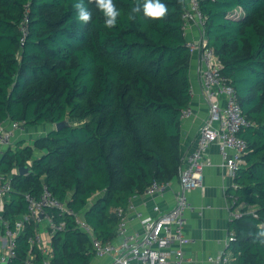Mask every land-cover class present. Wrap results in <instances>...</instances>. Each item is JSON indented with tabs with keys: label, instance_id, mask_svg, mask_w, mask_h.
Segmentation results:
<instances>
[{
	"label": "trees",
	"instance_id": "obj_1",
	"mask_svg": "<svg viewBox=\"0 0 264 264\" xmlns=\"http://www.w3.org/2000/svg\"><path fill=\"white\" fill-rule=\"evenodd\" d=\"M75 2L0 0V123L68 121L31 143H12L0 157L13 187L2 212L9 226L26 212L23 193L38 195L43 184L71 210L47 209L64 222L49 240L52 264H89L94 257L75 213L98 240L113 241L121 220L115 209L152 182L177 178L188 151L181 116L191 99L193 54L183 30L185 0H162V20H132L135 0H114L121 13L114 28L104 26L89 0L92 21L79 24ZM199 7L206 44L247 121L239 132L247 143L244 163L229 189L244 206L231 217L223 252L232 256L228 264H264V245L247 235L264 226V0H200ZM24 165L30 170L20 174ZM34 231L27 223L16 234L7 264H23L30 254L40 264L41 251L28 241Z\"/></svg>",
	"mask_w": 264,
	"mask_h": 264
},
{
	"label": "built area",
	"instance_id": "obj_2",
	"mask_svg": "<svg viewBox=\"0 0 264 264\" xmlns=\"http://www.w3.org/2000/svg\"><path fill=\"white\" fill-rule=\"evenodd\" d=\"M200 0H185V9L182 14L183 30L187 32L191 25L197 30L196 39H188L186 45L192 54L198 55V74L202 94L208 104V113L201 124L196 141L192 149L184 154L183 166L177 177L178 190L174 196L172 206L166 211H161L155 204L152 210L155 215L141 217L140 212L136 216L142 226L141 231H129L125 219V210H134L132 196L125 209L116 208L115 212L121 216L117 228L119 242H101L92 233L91 227L78 215L74 214L77 225L85 231L91 240L94 255L98 257L110 256L108 264H182L184 258L183 247L190 239L184 233L185 211L191 208L186 193L200 187L202 184V170L211 164L206 151L210 144L218 146L219 154L223 159V165L232 177L236 168L244 163L247 143L239 135V132L247 124L245 116L236 97L234 87L220 73L221 63L212 47L206 44L204 35V17L199 7ZM25 26L23 25V30ZM191 115L189 108L183 110L182 119ZM20 127L19 123L12 122L9 125L0 123V146H11L13 143V131ZM170 182H152L142 195H162ZM11 178L0 170V262L7 261L15 256V236L23 231L27 223L35 224L33 235L28 241L36 244L42 253L40 264H52L50 260L49 240L51 234L61 230L64 222H56L47 212L48 208L58 209L60 214L71 213L65 204L55 197L43 184L38 195L24 192L26 212L14 221V227L9 226L3 218V204L12 191ZM235 197L231 196V217H238L241 208ZM234 206H236L234 208ZM48 231L47 238H43V232ZM232 237L228 236L227 242ZM212 264H228L232 256L230 253L207 257ZM23 264H39L35 254L25 257Z\"/></svg>",
	"mask_w": 264,
	"mask_h": 264
},
{
	"label": "crops",
	"instance_id": "obj_3",
	"mask_svg": "<svg viewBox=\"0 0 264 264\" xmlns=\"http://www.w3.org/2000/svg\"><path fill=\"white\" fill-rule=\"evenodd\" d=\"M187 35L191 39L198 37L197 30L193 25L187 30ZM198 55L193 54L191 60V99L188 108L191 115L181 122L182 147L184 152L193 148L197 132L201 124L205 121L208 113V104L202 94L199 80ZM52 124H42L31 127L16 128L13 131V143L23 142L22 145L31 143L33 139L48 132ZM12 147L14 148L15 146ZM7 146H0V157ZM207 157L211 164L202 170V184L186 193L191 208L185 211L184 233L190 241L184 245V258L182 264H212L207 257L222 253L227 244L230 234L229 224L231 220V196L229 189L233 185V179L223 165L216 144H210ZM178 190V179L174 178L166 191L162 195H137L132 198L134 210H125V219L129 231H141L142 226L136 212L141 213V217L155 215L152 206H160L161 211L169 209ZM9 196V195H8ZM7 196V198H8ZM6 198V199H7ZM240 208L244 203H239ZM119 242L118 238H115ZM110 256H95L89 264H108Z\"/></svg>",
	"mask_w": 264,
	"mask_h": 264
},
{
	"label": "clouds",
	"instance_id": "obj_4",
	"mask_svg": "<svg viewBox=\"0 0 264 264\" xmlns=\"http://www.w3.org/2000/svg\"><path fill=\"white\" fill-rule=\"evenodd\" d=\"M89 3L103 14L106 28L116 27L121 13L114 0H89ZM72 10L79 24L88 25L91 23L93 13L86 6L84 0H77L72 5ZM167 14L168 6L162 0H135L129 18L132 20H136L138 17L141 20H162ZM247 235L252 236L253 243L264 245V226H260L255 233L249 232Z\"/></svg>",
	"mask_w": 264,
	"mask_h": 264
},
{
	"label": "water",
	"instance_id": "obj_5",
	"mask_svg": "<svg viewBox=\"0 0 264 264\" xmlns=\"http://www.w3.org/2000/svg\"><path fill=\"white\" fill-rule=\"evenodd\" d=\"M67 124H68L67 120H62V121H59V122L55 123L54 124V128L55 129H60V128L66 126ZM29 170H30V168L27 165H24V166H21V167L18 168V171H19L20 174H25ZM0 264H7V261L0 262Z\"/></svg>",
	"mask_w": 264,
	"mask_h": 264
},
{
	"label": "rangeland",
	"instance_id": "obj_6",
	"mask_svg": "<svg viewBox=\"0 0 264 264\" xmlns=\"http://www.w3.org/2000/svg\"><path fill=\"white\" fill-rule=\"evenodd\" d=\"M237 12H239V10ZM43 235H44V236H42L43 238H47V236L49 235L48 231H46V232L44 231Z\"/></svg>",
	"mask_w": 264,
	"mask_h": 264
}]
</instances>
